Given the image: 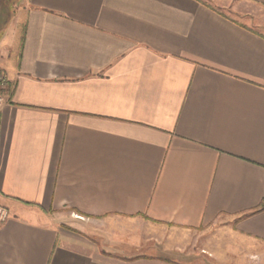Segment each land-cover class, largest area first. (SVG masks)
Returning a JSON list of instances; mask_svg holds the SVG:
<instances>
[{"label": "crops", "instance_id": "obj_1", "mask_svg": "<svg viewBox=\"0 0 264 264\" xmlns=\"http://www.w3.org/2000/svg\"><path fill=\"white\" fill-rule=\"evenodd\" d=\"M216 1L0 0V264H264V0Z\"/></svg>", "mask_w": 264, "mask_h": 264}, {"label": "rangeland", "instance_id": "obj_2", "mask_svg": "<svg viewBox=\"0 0 264 264\" xmlns=\"http://www.w3.org/2000/svg\"><path fill=\"white\" fill-rule=\"evenodd\" d=\"M8 1L11 4H14V3L16 4L18 0H8ZM216 3L220 7L225 9L228 13L238 18H241V14H243L245 11L248 12V10L252 11V13L256 14L257 16H261L260 13H263V11H259V9H256L253 6H250V5L245 6L241 2V0H217ZM258 19L260 20L261 18H258Z\"/></svg>", "mask_w": 264, "mask_h": 264}, {"label": "built area", "instance_id": "obj_3", "mask_svg": "<svg viewBox=\"0 0 264 264\" xmlns=\"http://www.w3.org/2000/svg\"><path fill=\"white\" fill-rule=\"evenodd\" d=\"M9 87L8 80L5 74L0 70V92L6 90ZM4 103V98L2 94H0V106ZM9 217V213L6 209L0 207V223L7 220Z\"/></svg>", "mask_w": 264, "mask_h": 264}, {"label": "trees", "instance_id": "obj_4", "mask_svg": "<svg viewBox=\"0 0 264 264\" xmlns=\"http://www.w3.org/2000/svg\"><path fill=\"white\" fill-rule=\"evenodd\" d=\"M9 92V87L6 90H3L0 92L2 95H6Z\"/></svg>", "mask_w": 264, "mask_h": 264}]
</instances>
